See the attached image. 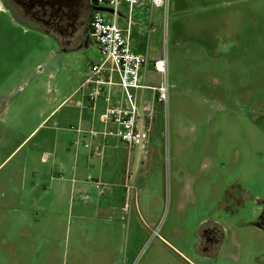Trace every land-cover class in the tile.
<instances>
[{
    "label": "rangeland",
    "instance_id": "obj_1",
    "mask_svg": "<svg viewBox=\"0 0 264 264\" xmlns=\"http://www.w3.org/2000/svg\"><path fill=\"white\" fill-rule=\"evenodd\" d=\"M8 2L17 21L0 12V262L30 247L15 263L43 264L36 248L53 245V264H73L74 232L108 226L78 216L94 212L100 168H115L130 196L115 241L121 264H264V0H169L154 10L149 55L168 59L169 99L157 104L149 159L129 169L123 149L102 165L88 138L76 146L73 95L101 61L95 44L64 51ZM133 18L145 26L150 11L136 6Z\"/></svg>",
    "mask_w": 264,
    "mask_h": 264
},
{
    "label": "built area",
    "instance_id": "obj_2",
    "mask_svg": "<svg viewBox=\"0 0 264 264\" xmlns=\"http://www.w3.org/2000/svg\"><path fill=\"white\" fill-rule=\"evenodd\" d=\"M144 3H149L154 9L168 10L169 7V0H98L99 6L114 10L111 14L113 18L107 19L103 12L96 11L90 22V39L101 61L92 64L73 96L80 95L77 106L81 109L87 106L92 112V123L97 127L89 130L79 127L76 131L80 139L89 138L84 146L99 158L103 157V148L112 138L125 144L130 153L139 149L147 158L157 120V104L166 106L168 103L167 57L151 61L148 55L136 52L133 49L130 17L126 27L119 22L122 4L132 9ZM151 66L162 76L161 86L143 84V72ZM73 96L67 103L74 102ZM98 138L103 140V144L95 148L93 140ZM94 186L100 194L104 193L102 183L94 181ZM114 216V211H110L109 217Z\"/></svg>",
    "mask_w": 264,
    "mask_h": 264
},
{
    "label": "crops",
    "instance_id": "obj_3",
    "mask_svg": "<svg viewBox=\"0 0 264 264\" xmlns=\"http://www.w3.org/2000/svg\"><path fill=\"white\" fill-rule=\"evenodd\" d=\"M14 5H17V3L14 0H11ZM128 6V5H127ZM129 7V6H128ZM138 9H145L150 11V23L145 24V26L139 25L137 21L133 18V9H130L129 7V13L124 15L121 11L119 12V22L121 25L126 27L128 25L129 17L131 19V34H132V40H133V49L138 53H143L148 55L151 61H155L157 59H153L149 55L150 51V39L152 37L153 33H156L158 31V27L155 26L159 22H156L153 13L154 8L151 7L149 3H144L139 6H137ZM121 10V9H120ZM0 12L5 13L6 15V22L7 24H11L14 22L13 20L17 21L16 12L9 6L8 0H0ZM13 19V20H12ZM12 20V22H11ZM14 24V23H13ZM159 59V58H158ZM99 63V62H96ZM93 63V64H96ZM149 73H157L154 68L151 66L148 69H146L143 72L142 75V81L143 84L148 86H154L157 87L159 85L151 84L148 80V74ZM159 74V73H157ZM160 75V74H159ZM75 93V92H74ZM73 93V94H74ZM148 93H146V96ZM143 96L145 97V92L143 93ZM78 107V106H77ZM80 109V116L78 120V125L80 128L89 130L93 127H97L93 125L92 123V114L89 108L86 106L84 109ZM53 113V112H52ZM52 113L50 115H52ZM89 116L88 118H86ZM89 139V138H88ZM79 137V142L76 143L77 148H79L81 141ZM94 147H102L103 140L98 138L93 140ZM113 149L114 151L109 154L108 151ZM121 149L125 151L127 154V169H129V166H131V161L135 157L138 160L141 159V162L144 160H148L149 156L151 154V150L149 153V156L145 158L141 151L139 149H136L134 152L130 153L128 151V148L125 144L120 142L118 139L112 138L110 139L105 147L103 148V157L99 158L95 155H93V152L89 150V156L91 158L100 159L102 161V165H104V162L106 161V158L110 156L114 160L117 159V156L121 155ZM139 155V156H137ZM77 156V155H76ZM136 159V161H138ZM114 163V162H112ZM104 169V168H103ZM102 168H100L99 178L96 179V181H99L102 183L105 187L104 193L99 194V199H90L89 202L94 206V212L89 214H79V218L83 220H91V222H97L101 221V223L105 222V224H108V226H99L97 223L95 229L96 232L91 231V227H89V223L86 225V227H89L87 230H76L74 232L75 238H76V245L72 248V256H73V264H121L120 258L118 256L119 247L117 245L116 239H117V233L121 229V224L124 225L127 224V220L130 218L131 212L127 209L128 201H130V196L128 194V191L126 189L127 181L122 179L121 183L117 180L115 181V168H111L108 172L104 173ZM77 170V165L74 166V172ZM126 174V173H125ZM15 179V177H14ZM107 179V181H110L107 183H103V180ZM126 179V178H125ZM17 183V180H16ZM106 184V185H105ZM92 187L94 189L95 186L92 183ZM98 196V195H97ZM103 198V199H102ZM110 211H114L115 216L113 218L109 217ZM139 214V210L136 206L135 214ZM23 219H25L24 216H21ZM55 232V228L53 229ZM35 248L30 247H18L12 249V252H9L8 258L2 257L0 264H16L18 261H21L24 259L22 255L35 253ZM37 253L43 255L41 258L43 264H48L49 261L51 264L55 262V253L56 249L52 246H45V247H39L36 248ZM13 254V256L11 255ZM19 255V257H18ZM21 255V256H20ZM186 259L190 260L191 262L195 263L192 259L184 255ZM179 257V256H178ZM16 260H18L16 262ZM25 260V259H24ZM187 261V260H186ZM16 262V263H15ZM26 263V262H25Z\"/></svg>",
    "mask_w": 264,
    "mask_h": 264
},
{
    "label": "flooded vegetation",
    "instance_id": "obj_4",
    "mask_svg": "<svg viewBox=\"0 0 264 264\" xmlns=\"http://www.w3.org/2000/svg\"><path fill=\"white\" fill-rule=\"evenodd\" d=\"M34 26L53 38L64 51L81 49L92 43L90 22L96 12L93 0H14ZM259 224L264 230V211ZM212 232H205L206 243L213 244Z\"/></svg>",
    "mask_w": 264,
    "mask_h": 264
},
{
    "label": "water",
    "instance_id": "obj_5",
    "mask_svg": "<svg viewBox=\"0 0 264 264\" xmlns=\"http://www.w3.org/2000/svg\"><path fill=\"white\" fill-rule=\"evenodd\" d=\"M92 2H93L92 4H93V7H94L95 11L114 14V10L113 9L99 6L98 0H93ZM86 45H88V44H86Z\"/></svg>",
    "mask_w": 264,
    "mask_h": 264
}]
</instances>
